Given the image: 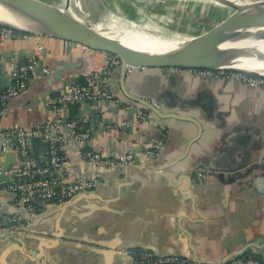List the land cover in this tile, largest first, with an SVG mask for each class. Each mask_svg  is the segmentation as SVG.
Segmentation results:
<instances>
[{"label": "crops", "instance_id": "crops-1", "mask_svg": "<svg viewBox=\"0 0 264 264\" xmlns=\"http://www.w3.org/2000/svg\"><path fill=\"white\" fill-rule=\"evenodd\" d=\"M16 35L0 40V89L10 84L20 62L35 57L38 70L27 92L10 103L2 129L55 120L49 101L108 63L107 53L79 44ZM121 80L122 68H114L108 80L113 98L72 106L69 117L90 133L91 149L109 157L132 153L136 165L94 169L76 161L67 147L74 174L97 179L96 192L51 206L42 216L19 213L27 229L0 240V264H136L121 256L123 250L197 264L264 259V86L188 71L133 69L125 79L131 96L185 118L161 119L130 100ZM197 124L202 135L184 155L197 137ZM150 149L156 158L145 154ZM17 161L14 154L13 165ZM0 211L16 214L13 198L0 195Z\"/></svg>", "mask_w": 264, "mask_h": 264}, {"label": "built area", "instance_id": "built-area-1", "mask_svg": "<svg viewBox=\"0 0 264 264\" xmlns=\"http://www.w3.org/2000/svg\"><path fill=\"white\" fill-rule=\"evenodd\" d=\"M16 32L0 27V40L16 39ZM83 50L89 48L79 45ZM42 49V47L40 48ZM107 65L98 72L86 76L84 83L67 87L59 96L49 101L55 120H47L34 127L0 128V152L3 163L7 153L17 156L18 162L6 172L11 178L5 182L4 194L13 196V206L24 209L31 214H41L53 204H64L81 193L93 192L98 186V180H88L76 177L69 172L70 157L67 147H72L74 155L81 163L97 168H127L136 164L135 156L130 153L122 157H109L90 147V133L82 132L77 120L70 119V109L75 105L102 102L113 98L109 90L108 80L114 68L121 67V61L116 56L107 54ZM38 70L35 57L20 62L13 79L4 89H0V125L8 113L10 103L24 95ZM133 68H128L130 73ZM177 72H191L201 78L217 80H237L245 86L258 88L264 86V77L245 73L212 70L168 69ZM2 71L0 62V73ZM142 121L145 115L139 116ZM122 125H128L126 122ZM108 127H114L109 124ZM145 154L156 158L155 150H146ZM264 164V160H263ZM12 181V182H11ZM25 222L19 215H7L0 211V236L20 232L25 228ZM123 254L135 259L136 264H197L186 258L161 256L146 251L123 250ZM224 264H264V259L236 258Z\"/></svg>", "mask_w": 264, "mask_h": 264}, {"label": "water", "instance_id": "water-1", "mask_svg": "<svg viewBox=\"0 0 264 264\" xmlns=\"http://www.w3.org/2000/svg\"><path fill=\"white\" fill-rule=\"evenodd\" d=\"M74 0H68V7L60 8L52 5H47L38 0H14L13 2H0V27L9 28L16 32L39 35V36H49L54 38H59L67 42L79 44L85 46L91 50L103 52L116 56L121 61L122 68V89L124 94L132 101L146 107L153 114L161 119H170L172 117L181 118L174 115H165L157 107V104L150 103L146 100L136 98L131 96L125 87V79L127 76L128 68L133 69H184V70H212V71H230L237 73H245L254 76L264 77L261 70H246L242 68V65L246 63L240 60L245 54L253 51L256 46L260 43H264V14L261 11V6L264 4V0H255L252 7L245 6H228L236 12L232 17L230 24L227 23H217L205 34L208 36L206 44L212 45L213 48L200 55H186L181 49L174 50H161L153 51L148 49H141L134 47L125 43L123 40L116 38L97 27L98 23H92L86 19L78 16L72 15L68 12L71 3ZM88 1V0H87ZM233 4V3H231ZM5 18H14L17 20H22L27 24H41L51 29V32L36 33L27 30H21L13 27L10 24L1 22ZM203 38V37H202ZM205 38V36H204ZM203 38V39H204ZM202 41V40H201ZM204 42V43H205ZM196 44L187 42L182 48L186 46L195 47ZM201 46V45H197ZM185 119V118H181ZM198 134L195 140L189 143L188 148L184 155L189 152V148L192 144L198 140L203 132V128L197 124ZM16 156V155H15ZM76 161L79 160L75 157ZM154 159V158H153ZM181 159L176 161L179 162ZM18 162V161H17ZM17 162L15 164H17ZM72 163V162H70ZM81 163V162H79ZM14 164V154L7 153L3 163L2 174L0 175V195H7L11 198L13 196L4 194L3 190L5 188V182L8 181L11 176L7 175L6 172L9 171L11 166ZM87 165L94 169L99 170H117V168H97ZM129 165L128 167L134 166ZM175 164L169 167H163L160 171H165L172 168ZM127 167V168H128ZM69 172L74 174L73 165L68 168ZM76 177L85 179L82 177ZM88 180H95L93 178H88ZM12 182V181H11ZM99 186V184H98ZM97 186V188H98ZM97 188L93 192L81 193L76 196L71 201L58 205L53 204L46 208V210L41 214H31L24 209H16L15 213L12 215H18L19 213H27L30 215H45L47 210L51 206H62L68 204L77 198L85 195H91L96 192ZM10 215V214H7ZM25 228L16 233H11L6 236H0V240L11 238L13 236H22L23 232L26 231ZM121 256H127L126 254L120 253ZM166 256V255H161ZM236 258L225 260L224 262L217 264H224L230 262Z\"/></svg>", "mask_w": 264, "mask_h": 264}, {"label": "rangeland", "instance_id": "rangeland-1", "mask_svg": "<svg viewBox=\"0 0 264 264\" xmlns=\"http://www.w3.org/2000/svg\"><path fill=\"white\" fill-rule=\"evenodd\" d=\"M38 1L55 7H68V0ZM87 3L88 6L83 11L70 5L68 12L89 22L100 23L105 29L109 28L110 31L123 25L135 24L142 26L143 29L153 31L157 30L155 29L156 26L162 28L164 34H169V36L178 34L186 38L187 36L191 38L196 35H205L217 23L230 21L236 13L234 9L226 7L231 6L229 4L219 5L217 3L216 5V3L193 0H88ZM85 9L89 11L88 14L84 13ZM231 22L233 21L231 20L228 24ZM1 163L2 153L0 152V165Z\"/></svg>", "mask_w": 264, "mask_h": 264}, {"label": "bare ground", "instance_id": "bare-ground-1", "mask_svg": "<svg viewBox=\"0 0 264 264\" xmlns=\"http://www.w3.org/2000/svg\"><path fill=\"white\" fill-rule=\"evenodd\" d=\"M13 1L14 0H0V2H13ZM196 1L205 2V3L213 2L216 4L218 3L219 5H226V4H229L231 6L239 5V6L253 8L252 4L255 0H196ZM73 2L74 3H71V5L82 9V11L84 8L88 6L87 0H74ZM96 6L97 5H95V7ZM261 11L264 14V4L261 6ZM84 13L88 14L89 11L85 9ZM1 22H5L7 24L12 25L13 27H16L21 30H27L30 32H36V33L51 32V29L44 25H41L38 23L27 24L23 22L22 20H17L14 18H5V19H2ZM97 27H99L102 30H106L108 34L123 40L125 43L132 45L134 47L141 48V49H148V50H153V51L181 49L182 52L185 53L186 55H200L202 53H206L210 51L213 48L212 45L206 44L205 41H207L208 38L204 34L201 36L196 35L191 38L188 36L186 38L178 34L169 36V34L167 35V34L162 33V30H163L162 28L155 26V29L157 30L153 31V30L143 29L142 26H137L135 24L123 25L111 31L109 28L105 29V27L100 23L97 24ZM203 36H205V38ZM191 41L193 43H200V44H196L195 47L186 46L185 48H182L183 45ZM197 45H201V46H197ZM255 46L256 48L253 51L245 54L240 59L246 63V65H242L241 67L246 70H261V72H264V43H260Z\"/></svg>", "mask_w": 264, "mask_h": 264}, {"label": "trees", "instance_id": "trees-1", "mask_svg": "<svg viewBox=\"0 0 264 264\" xmlns=\"http://www.w3.org/2000/svg\"><path fill=\"white\" fill-rule=\"evenodd\" d=\"M16 32V31H15Z\"/></svg>", "mask_w": 264, "mask_h": 264}]
</instances>
